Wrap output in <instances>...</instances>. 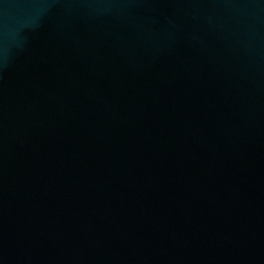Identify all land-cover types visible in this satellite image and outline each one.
I'll return each instance as SVG.
<instances>
[{
  "label": "water",
  "instance_id": "obj_1",
  "mask_svg": "<svg viewBox=\"0 0 264 264\" xmlns=\"http://www.w3.org/2000/svg\"><path fill=\"white\" fill-rule=\"evenodd\" d=\"M0 264H264V0H0Z\"/></svg>",
  "mask_w": 264,
  "mask_h": 264
}]
</instances>
